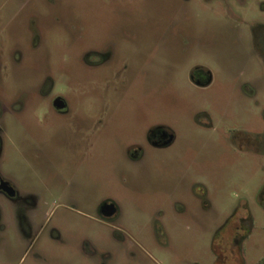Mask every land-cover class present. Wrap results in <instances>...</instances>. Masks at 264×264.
Masks as SVG:
<instances>
[{"label": "rangeland", "instance_id": "obj_1", "mask_svg": "<svg viewBox=\"0 0 264 264\" xmlns=\"http://www.w3.org/2000/svg\"><path fill=\"white\" fill-rule=\"evenodd\" d=\"M241 1L0 0V178L17 193L0 194V264H218L216 241L235 228L244 264H264V155L245 143L264 125V56L248 38L259 0ZM77 41L110 44L121 76L115 63L89 81ZM47 71L77 132L28 111ZM102 109L113 115L88 139ZM138 113L174 139L131 160ZM102 200L118 208L108 226Z\"/></svg>", "mask_w": 264, "mask_h": 264}, {"label": "flooded vegetation", "instance_id": "obj_2", "mask_svg": "<svg viewBox=\"0 0 264 264\" xmlns=\"http://www.w3.org/2000/svg\"><path fill=\"white\" fill-rule=\"evenodd\" d=\"M225 1L216 0V2ZM232 1L242 3L241 0ZM257 9L258 15L251 22L248 38L250 47L256 51L259 57H262L264 56V0H259ZM74 45L75 48L82 49L81 53H79L78 63L85 69L89 81H93V79L98 77L97 72L104 70L110 65L113 66L115 63L119 64L118 67L120 70H113V77L121 76L122 71L126 68L127 64L125 60L121 59V63L118 62L116 49L112 48L108 43L94 46L84 45L77 41ZM52 77V73L47 71L44 76V89L28 98V111H30L32 119L37 122H45L48 125H64L72 128L71 130L74 132H77V129H79L76 121L78 115L73 107L72 99L62 93L55 94L51 97L48 96L49 84L51 83ZM188 77L191 83L198 88H204L210 82L209 72L205 68L198 66L188 71ZM38 104H42L40 111H32V108ZM112 115L113 113H107L105 109H102L95 121L94 118H88L84 128H82L86 130L87 138L91 139L97 127L99 125H105L104 122H106L107 117ZM203 115L206 116L204 113H196L193 117L198 126H202L200 117ZM134 118L144 123L142 127L135 129L123 142L124 154L127 158L139 160L145 156L146 151L156 153L168 148L173 143L174 135L167 125L157 121L155 122V119L153 120L151 116H145L139 113ZM247 136L245 143L253 144L251 145L250 152L253 149L256 154L264 155V125L258 130L249 131ZM0 194L10 201H14L17 198L14 186L2 178H0ZM96 215L97 222L108 226V224L115 223L118 216V208L110 200H102L96 208ZM237 231L238 228H235L233 232L220 237V240L218 239L216 241L218 243L216 245V262L218 264H244L241 251L242 244L247 236L241 237L237 234Z\"/></svg>", "mask_w": 264, "mask_h": 264}]
</instances>
